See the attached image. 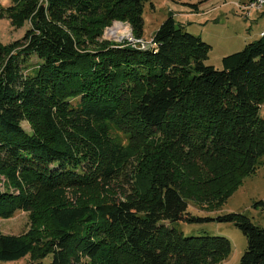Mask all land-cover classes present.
Segmentation results:
<instances>
[{
    "label": "trees",
    "instance_id": "trees-1",
    "mask_svg": "<svg viewBox=\"0 0 264 264\" xmlns=\"http://www.w3.org/2000/svg\"><path fill=\"white\" fill-rule=\"evenodd\" d=\"M11 1L12 23L31 27L0 41V219L27 212L33 228L0 233V263L228 259V238L169 224L200 221L190 198L222 206L264 166V36L216 69L211 45L174 16L146 41L152 0ZM115 21L134 42L99 43ZM217 220L246 237L240 264H264V227L243 213Z\"/></svg>",
    "mask_w": 264,
    "mask_h": 264
},
{
    "label": "rangeland",
    "instance_id": "rangeland-1",
    "mask_svg": "<svg viewBox=\"0 0 264 264\" xmlns=\"http://www.w3.org/2000/svg\"><path fill=\"white\" fill-rule=\"evenodd\" d=\"M242 1L244 0H215L211 3L210 0H152V2L146 3L143 13L144 36L146 41L150 40L162 23L169 16H174L178 24L186 27L187 32L202 36L203 41L211 45V51L206 63L216 69H222L223 66L218 68L216 65L218 62L221 63L225 56L231 55L232 52H229L231 49L235 51L234 53H238L246 47L247 39L245 37H249L250 22L253 24L260 22L254 16L251 20L249 18L252 12L262 10H254L251 7L246 8L253 0H249L246 3H242ZM209 3L217 6L225 5L226 14L220 16L217 13L215 17H221L217 21L210 20L214 19V16L213 18H208L206 22H204L203 17L197 18L201 23L196 19L190 18L191 16H196L194 15L195 7L193 5L202 6ZM11 6V0H0V41L6 46L22 39L26 31L31 27L29 22L20 28L12 23L10 13H8V8ZM208 7L211 6L208 5ZM245 22L247 24L246 29L244 28ZM117 25H122L123 28L115 33ZM98 41L99 43L111 42L120 44L124 41L134 42L135 38L133 29L127 22L115 21L110 27L105 29ZM3 60L4 58L1 56L0 67L3 65ZM37 62H39L38 58L32 56L29 64L35 65ZM261 116L264 118V104L261 109ZM22 127L27 132L32 131L27 121L22 122ZM122 184L123 182L119 183V186H122ZM123 187L130 191L129 185L125 184ZM4 189L2 187V190ZM66 193L67 200L75 203L76 196L74 192L69 190ZM189 206L191 214L201 220L191 223H167L170 228L176 229L184 237L212 235L228 238L232 244V253L228 259L220 264H240L241 258L247 250V239L234 223L219 222L217 218L229 213H243L255 225L264 227V166L260 168L256 175L246 178L240 188L222 206L217 207L214 203H209L205 200L198 203L194 197L190 198ZM32 228L30 213L27 212L18 211L9 220L0 219V233L5 235L24 236ZM29 261L30 258L27 257L18 262L0 264H28ZM50 261L51 257L47 258L44 264H49Z\"/></svg>",
    "mask_w": 264,
    "mask_h": 264
},
{
    "label": "crops",
    "instance_id": "crops-1",
    "mask_svg": "<svg viewBox=\"0 0 264 264\" xmlns=\"http://www.w3.org/2000/svg\"><path fill=\"white\" fill-rule=\"evenodd\" d=\"M210 1L212 3L215 0H210ZM247 1H249V0H244V1H242V3H246ZM211 3H209L207 5L204 4L202 6H199L198 10H195V13H194V15H196V16H191L190 18H193V19L197 20V18L203 17L204 18V22H206L208 18H213V16L215 17V15L217 13H219L220 16L226 14V12L224 10L225 9V5L217 6V5H212ZM208 5L211 6V7H208ZM214 6H216V7H214ZM189 15H191V14H189ZM253 16H254L255 19H259V21L261 22V25H260V22H256L255 24L250 22V26H249V29H248L249 30V37H245V39H247L246 45L251 43V42L257 41V40H259L260 38H262L264 36V9L262 11H254V12H252V14H251L249 19L251 20V18ZM220 18L221 17H219V18L215 17L214 19H210V20L217 21ZM197 21L199 23H201V21H199V20H197ZM244 21H247V20H244ZM247 22H249V21H247ZM254 25H255V29H254ZM244 28L245 29L247 28L246 22L244 24ZM237 46H239V45H237ZM229 52L234 53L235 51H233V49H231ZM216 67L221 68L222 67V61H221V63L218 62Z\"/></svg>",
    "mask_w": 264,
    "mask_h": 264
},
{
    "label": "built area",
    "instance_id": "built-area-1",
    "mask_svg": "<svg viewBox=\"0 0 264 264\" xmlns=\"http://www.w3.org/2000/svg\"><path fill=\"white\" fill-rule=\"evenodd\" d=\"M253 8L254 10L264 9V0H253L246 8Z\"/></svg>",
    "mask_w": 264,
    "mask_h": 264
},
{
    "label": "bare ground",
    "instance_id": "bare-ground-1",
    "mask_svg": "<svg viewBox=\"0 0 264 264\" xmlns=\"http://www.w3.org/2000/svg\"><path fill=\"white\" fill-rule=\"evenodd\" d=\"M123 28L122 25H117L116 29H115V33H117L119 31V29ZM123 32V31H122Z\"/></svg>",
    "mask_w": 264,
    "mask_h": 264
},
{
    "label": "water",
    "instance_id": "water-1",
    "mask_svg": "<svg viewBox=\"0 0 264 264\" xmlns=\"http://www.w3.org/2000/svg\"><path fill=\"white\" fill-rule=\"evenodd\" d=\"M119 24H122V23H119ZM150 47V45H146L145 48L148 49Z\"/></svg>",
    "mask_w": 264,
    "mask_h": 264
}]
</instances>
